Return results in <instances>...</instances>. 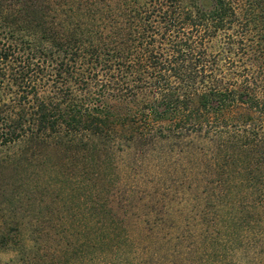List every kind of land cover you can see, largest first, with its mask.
Listing matches in <instances>:
<instances>
[{
  "label": "trees",
  "instance_id": "obj_1",
  "mask_svg": "<svg viewBox=\"0 0 264 264\" xmlns=\"http://www.w3.org/2000/svg\"><path fill=\"white\" fill-rule=\"evenodd\" d=\"M130 151L181 166L232 213L222 237L254 242L264 0H0V251L19 250L8 212L52 153L106 168Z\"/></svg>",
  "mask_w": 264,
  "mask_h": 264
},
{
  "label": "rangeland",
  "instance_id": "obj_2",
  "mask_svg": "<svg viewBox=\"0 0 264 264\" xmlns=\"http://www.w3.org/2000/svg\"><path fill=\"white\" fill-rule=\"evenodd\" d=\"M157 157L116 153L105 168L102 157L93 167L52 153L37 188L8 212L14 220L5 227L22 239L18 251H0V264H264L261 221L251 244L245 234L240 245L226 240L232 213L203 200V187L181 166ZM62 180L78 186L74 196L58 195Z\"/></svg>",
  "mask_w": 264,
  "mask_h": 264
}]
</instances>
